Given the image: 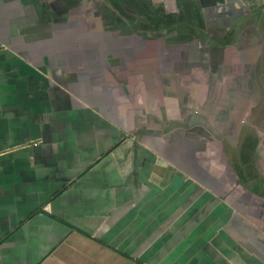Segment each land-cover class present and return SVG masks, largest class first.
<instances>
[{
	"label": "crops",
	"instance_id": "crops-1",
	"mask_svg": "<svg viewBox=\"0 0 264 264\" xmlns=\"http://www.w3.org/2000/svg\"><path fill=\"white\" fill-rule=\"evenodd\" d=\"M183 1L0 0V264H264V0Z\"/></svg>",
	"mask_w": 264,
	"mask_h": 264
},
{
	"label": "rangeland",
	"instance_id": "rangeland-1",
	"mask_svg": "<svg viewBox=\"0 0 264 264\" xmlns=\"http://www.w3.org/2000/svg\"><path fill=\"white\" fill-rule=\"evenodd\" d=\"M195 1L196 0H185V1H183V5L186 6V8L188 7V9H186L185 7L182 6L181 10L179 11L180 13L181 12L183 13V16H182L183 19H192L189 11H190V7H193L194 5L195 6L192 9V12H194V10L196 9V2ZM239 1L241 3H243V6L239 7V5H238V9L235 10V15L233 17L231 16L229 18V20H227V22L228 21H233L234 19L237 20L239 17H241V15L242 16H244V15L247 16V15H250L251 12L254 13L255 7H256L254 5V3L256 2V0H239ZM139 2H140L139 4H141V5L136 4L138 8H137V10H135V13H141V16H144L143 18H145V19H142V21H140V22H142L141 25H140V27H139L140 29H137L141 33H142V31H146V29H149L150 28V26H148V25H152L153 23H155V18L157 16H160V15H163L164 16L165 15L164 18H163V21H164L163 23H167V25H168V18H170L172 16L174 18H176V14H171V11L163 8L162 4H154V3L148 4L147 0H139ZM250 5H252V6H250ZM143 6L144 7H147V8H143ZM257 7H259V6L257 5ZM261 8H263V9H261L263 12L261 10L260 11L262 13H264V5L261 6ZM127 11L131 12L130 10H127ZM232 11H228V12H232ZM124 13L127 16L129 15L126 11H124ZM182 13L180 15H182ZM251 17L253 18V16L250 15V17H248L247 19H249L250 21H253V19ZM139 18H142V17L139 16ZM149 23H152V24H149ZM180 23H184V22L183 21H180ZM225 26L226 25H223V26H221V28L224 29ZM159 27L161 28L163 26H159ZM159 27L157 26L156 29L159 30L160 29ZM125 28H127V27H125ZM199 28L201 29V34L207 36L208 31H212L213 30L215 32V31H217V28H220V27H218L217 25H214V27H211L210 25L204 24L203 27H199ZM260 76L258 75L257 82H256V84H254V87H253V95H254V98L252 97V99L254 100L255 97H256V100H257L256 102H258L259 98L264 99V85H262L263 82H261L262 81L261 80L262 79V75H260ZM262 104H264V103H262ZM260 109H261V105H260V107L258 105H256L254 107V110H256V111H254V114L259 113V110ZM254 118H255V116L252 117V119H254ZM256 122L259 123V120H257Z\"/></svg>",
	"mask_w": 264,
	"mask_h": 264
},
{
	"label": "water",
	"instance_id": "water-1",
	"mask_svg": "<svg viewBox=\"0 0 264 264\" xmlns=\"http://www.w3.org/2000/svg\"><path fill=\"white\" fill-rule=\"evenodd\" d=\"M181 180L175 177L172 181V187L176 188L180 184Z\"/></svg>",
	"mask_w": 264,
	"mask_h": 264
},
{
	"label": "flooded vegetation",
	"instance_id": "flooded-vegetation-1",
	"mask_svg": "<svg viewBox=\"0 0 264 264\" xmlns=\"http://www.w3.org/2000/svg\"><path fill=\"white\" fill-rule=\"evenodd\" d=\"M165 16V15H164ZM164 16L163 15H160V16H157L156 18H155V21L157 20V21H163V18H164ZM143 17V16H142ZM137 27V26H136ZM140 27V26H139ZM138 27V28H139ZM127 28H129L128 26H127Z\"/></svg>",
	"mask_w": 264,
	"mask_h": 264
}]
</instances>
